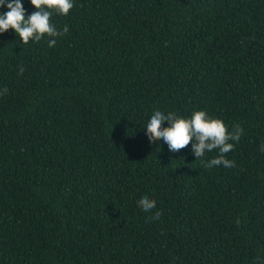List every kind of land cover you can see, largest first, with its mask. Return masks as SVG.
<instances>
[{
    "label": "trees",
    "instance_id": "1",
    "mask_svg": "<svg viewBox=\"0 0 264 264\" xmlns=\"http://www.w3.org/2000/svg\"><path fill=\"white\" fill-rule=\"evenodd\" d=\"M72 3L53 47L0 33V264H264V0ZM157 110L239 125L235 167Z\"/></svg>",
    "mask_w": 264,
    "mask_h": 264
},
{
    "label": "clouds",
    "instance_id": "2",
    "mask_svg": "<svg viewBox=\"0 0 264 264\" xmlns=\"http://www.w3.org/2000/svg\"><path fill=\"white\" fill-rule=\"evenodd\" d=\"M30 3L37 11L25 19V9L21 0H0V6H6L8 9L6 13L0 15V33L12 29L23 44L30 40L39 41L47 36L53 38L49 40V47H53L56 43L54 38L66 34L68 27L65 26L63 31H57L55 26L50 24L52 11L67 15L73 7L72 0H30ZM22 72L21 67L20 73ZM165 121L169 124L166 128L162 127ZM145 129L150 143L162 138L170 152H178L192 142V153L198 159L203 158L206 152L218 149L219 156L208 161L202 160L203 166L208 169L213 166L235 167L234 161L225 157L234 149V144L229 141L238 142L243 134V129L239 125L234 126L229 132L222 120L210 118L204 111H196L190 119H184L176 117L174 113L166 115L157 110ZM261 151H264V145L261 146ZM138 206L143 211L150 212L156 207V201L144 196L138 201ZM160 216L161 213L157 211L149 220H159Z\"/></svg>",
    "mask_w": 264,
    "mask_h": 264
}]
</instances>
